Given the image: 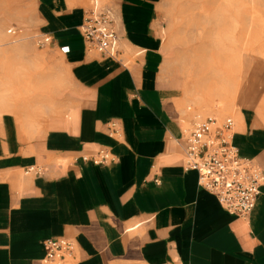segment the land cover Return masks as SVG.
Returning a JSON list of instances; mask_svg holds the SVG:
<instances>
[{
    "label": "crops",
    "instance_id": "1",
    "mask_svg": "<svg viewBox=\"0 0 264 264\" xmlns=\"http://www.w3.org/2000/svg\"><path fill=\"white\" fill-rule=\"evenodd\" d=\"M161 1L117 0L126 66L85 48L81 5L35 0L40 37L61 53L69 85L39 125L0 112V264H42V240L56 237L75 243L72 264H264V180L237 216L184 165L189 128L174 107ZM237 91L252 94L240 80ZM230 118L232 145L264 177V110L246 105ZM100 148L112 162L82 160ZM33 166L41 172L19 173Z\"/></svg>",
    "mask_w": 264,
    "mask_h": 264
},
{
    "label": "rangeland",
    "instance_id": "2",
    "mask_svg": "<svg viewBox=\"0 0 264 264\" xmlns=\"http://www.w3.org/2000/svg\"><path fill=\"white\" fill-rule=\"evenodd\" d=\"M93 1L114 16L117 0L68 5L88 10ZM158 6L166 63L177 88L171 92L181 93L174 107L186 127L206 116L236 122V111L246 105L264 110V0H162ZM37 23L35 0H0V112L10 110L20 126L39 125L53 114L48 109L60 110L69 85L61 53L40 42ZM115 58L126 66L133 62L120 44ZM238 80L243 93H252L245 100L235 96Z\"/></svg>",
    "mask_w": 264,
    "mask_h": 264
},
{
    "label": "built area",
    "instance_id": "3",
    "mask_svg": "<svg viewBox=\"0 0 264 264\" xmlns=\"http://www.w3.org/2000/svg\"><path fill=\"white\" fill-rule=\"evenodd\" d=\"M109 9L97 7L93 1L85 11L78 26L84 46L105 57L118 55L119 38L115 20ZM43 37L41 43H48ZM67 50V48H64ZM115 133V123H111ZM233 120L206 117L194 121L184 135L183 162L187 169L197 172L198 185L212 193L220 205L237 216H246L253 209L264 177L261 169L251 160L240 157L231 142ZM93 164L113 161L112 154L100 148L90 156H82ZM42 168L28 167L24 173H38ZM44 257L42 264H72L75 243L63 237L42 240Z\"/></svg>",
    "mask_w": 264,
    "mask_h": 264
},
{
    "label": "bare ground",
    "instance_id": "4",
    "mask_svg": "<svg viewBox=\"0 0 264 264\" xmlns=\"http://www.w3.org/2000/svg\"><path fill=\"white\" fill-rule=\"evenodd\" d=\"M220 2H222L223 5L226 4V0H220Z\"/></svg>",
    "mask_w": 264,
    "mask_h": 264
}]
</instances>
